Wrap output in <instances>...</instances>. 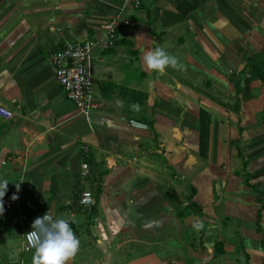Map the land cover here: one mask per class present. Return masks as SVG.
<instances>
[{
	"label": "crops",
	"instance_id": "crops-1",
	"mask_svg": "<svg viewBox=\"0 0 264 264\" xmlns=\"http://www.w3.org/2000/svg\"><path fill=\"white\" fill-rule=\"evenodd\" d=\"M112 22L84 117L51 55ZM155 47L179 66L147 69ZM0 106L4 199L18 196L0 264H33L24 235L46 213L80 240L69 264H264V0H0Z\"/></svg>",
	"mask_w": 264,
	"mask_h": 264
},
{
	"label": "built area",
	"instance_id": "built-area-1",
	"mask_svg": "<svg viewBox=\"0 0 264 264\" xmlns=\"http://www.w3.org/2000/svg\"><path fill=\"white\" fill-rule=\"evenodd\" d=\"M116 42V26L114 22L106 26V34L101 40H87L83 43L69 42L51 55L54 77L67 99L84 117L98 108L94 99V84L91 72L92 53L96 48L107 50ZM0 117L10 120L13 113L0 106ZM87 165L82 166L81 177H87ZM80 205L91 207L94 205L92 194L84 191L80 196ZM4 208L10 210L16 202L3 199ZM31 231V230H29ZM27 231L24 235L22 250L24 253L33 251L27 242Z\"/></svg>",
	"mask_w": 264,
	"mask_h": 264
},
{
	"label": "clouds",
	"instance_id": "clouds-1",
	"mask_svg": "<svg viewBox=\"0 0 264 264\" xmlns=\"http://www.w3.org/2000/svg\"><path fill=\"white\" fill-rule=\"evenodd\" d=\"M142 60L147 69L157 73H163L168 67L179 66L178 59L168 54L163 47L146 50ZM9 183L8 179L0 178V215L4 213L3 199ZM16 188L19 191L20 185L17 184ZM17 199L18 196L13 195L12 200ZM26 238L30 249L34 250L33 264H69L80 247V240L70 226V221L53 218L48 213L34 220Z\"/></svg>",
	"mask_w": 264,
	"mask_h": 264
}]
</instances>
